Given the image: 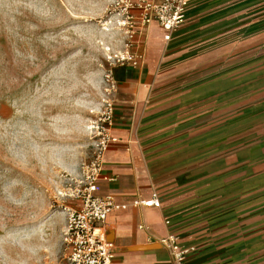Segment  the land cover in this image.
Returning <instances> with one entry per match:
<instances>
[{"label": "rangeland", "instance_id": "1", "mask_svg": "<svg viewBox=\"0 0 264 264\" xmlns=\"http://www.w3.org/2000/svg\"><path fill=\"white\" fill-rule=\"evenodd\" d=\"M113 2L0 0V264H68L63 207L94 156L123 51L106 22ZM197 2L175 46L187 75L218 77L223 91L264 77V0Z\"/></svg>", "mask_w": 264, "mask_h": 264}, {"label": "crops", "instance_id": "2", "mask_svg": "<svg viewBox=\"0 0 264 264\" xmlns=\"http://www.w3.org/2000/svg\"><path fill=\"white\" fill-rule=\"evenodd\" d=\"M197 1L169 41L153 23L145 49H134L144 60L110 70L109 181L99 180L98 195L126 206L106 220L113 264H175L161 243L170 235L189 249L184 264H264V77L223 91L218 77L187 75L175 46ZM153 194L159 208L134 205Z\"/></svg>", "mask_w": 264, "mask_h": 264}, {"label": "built area", "instance_id": "3", "mask_svg": "<svg viewBox=\"0 0 264 264\" xmlns=\"http://www.w3.org/2000/svg\"><path fill=\"white\" fill-rule=\"evenodd\" d=\"M189 4L190 0H114L106 22L124 37L123 51L115 56V66H136L144 60V51L135 53L134 49L144 48L146 35L153 23L163 31L164 40L169 41L172 33L185 23ZM110 81L115 91V84L112 79ZM104 104L97 123L100 138L94 156L81 164V181L72 203L63 207L65 227L62 245L68 264H113L112 245L105 231L106 220L112 212L126 208L117 204L110 195H98L99 180L109 181L103 176L102 162L112 143L113 101L109 99ZM134 205L159 208L160 201L153 194L150 199L136 201ZM177 241L176 236L170 235L161 243L170 249L175 264H184L189 249L180 247Z\"/></svg>", "mask_w": 264, "mask_h": 264}, {"label": "bare ground", "instance_id": "4", "mask_svg": "<svg viewBox=\"0 0 264 264\" xmlns=\"http://www.w3.org/2000/svg\"><path fill=\"white\" fill-rule=\"evenodd\" d=\"M152 34H154V33H152ZM106 35H107V34L103 32V36L105 37ZM61 214H62V213H61ZM61 214H60V215H61ZM55 217L57 218V216H55ZM60 218L62 219V216H61ZM60 218H59V219H60Z\"/></svg>", "mask_w": 264, "mask_h": 264}]
</instances>
